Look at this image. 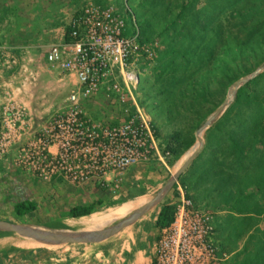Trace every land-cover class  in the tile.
Returning <instances> with one entry per match:
<instances>
[{
    "label": "rangeland",
    "instance_id": "1",
    "mask_svg": "<svg viewBox=\"0 0 264 264\" xmlns=\"http://www.w3.org/2000/svg\"><path fill=\"white\" fill-rule=\"evenodd\" d=\"M94 1L117 5L131 29L126 6L150 51L142 62L138 99L150 119L156 148L151 160L137 164L127 194L147 193V184L155 186L154 197L160 201L156 210L172 204L180 187L213 215L231 264H264V0H126L127 5L124 0ZM19 24L13 23L16 35L21 33ZM47 42L29 41L32 45L14 71L5 67L0 73V133L11 129L21 134L10 136L0 150V172L9 179L4 188L16 199L14 188L27 189L29 199L36 202L31 219L39 225L50 219V204L61 208L64 199L57 189L48 188L52 181H40L15 164L16 155L42 120L64 105L74 87L73 76L59 74L45 62ZM98 103L90 104V111L111 108L104 101ZM114 183L104 187L117 189ZM33 184L35 191L28 188ZM122 198L112 200L110 207L99 205L86 221L126 197ZM79 226L71 223L59 232L81 233L76 230ZM39 228L47 229L43 224ZM38 242L29 241L33 248H55L50 242ZM76 245L95 242L61 243L56 248Z\"/></svg>",
    "mask_w": 264,
    "mask_h": 264
},
{
    "label": "built area",
    "instance_id": "2",
    "mask_svg": "<svg viewBox=\"0 0 264 264\" xmlns=\"http://www.w3.org/2000/svg\"><path fill=\"white\" fill-rule=\"evenodd\" d=\"M124 11L131 29L117 5L85 1L45 52L49 67L75 83L64 105L18 149L15 164L38 180L109 186L106 174L113 172L116 187L130 167L152 159L154 135L138 99L141 66L150 51L134 16L126 6ZM100 101L111 108L90 111ZM4 132L1 151L10 140ZM152 264H231L213 215L180 187L171 220L159 227Z\"/></svg>",
    "mask_w": 264,
    "mask_h": 264
},
{
    "label": "crops",
    "instance_id": "3",
    "mask_svg": "<svg viewBox=\"0 0 264 264\" xmlns=\"http://www.w3.org/2000/svg\"><path fill=\"white\" fill-rule=\"evenodd\" d=\"M85 1L87 0H0V73L5 67L9 72L12 71L16 63H20L21 58L23 60L24 50L32 45L29 41H34L37 44L48 41L45 44L43 53L46 62L45 52L48 50L49 45L61 36V29L66 27L70 16ZM26 21H31V26H27ZM17 22L20 23L19 29L21 28L19 35L12 31L14 28L13 23ZM74 83L75 79L73 78V86ZM17 132L18 130H6L4 135L18 136L20 133ZM137 166V164L133 165L126 173L121 175V179L117 183V189L105 188L95 182L75 184L52 181L54 184L49 183L48 188L53 192L57 189V194L62 196L64 204L61 208H56L50 204L52 207H49L50 219L42 222V224L52 231H65L69 229L68 226L71 223L76 222L78 224L81 218L85 220L82 225L97 218L86 221V218L93 216L98 211L97 207L99 205L110 207L109 203L119 197H123L122 199L126 197L123 202H127L146 195V201L134 207L123 209L94 227L82 230V225H80L79 228L76 227V230L80 232L101 230L105 223L123 217L133 210H135L133 213L135 214L145 207L143 213L134 221L96 241L62 242L71 244L95 242V245L87 247L76 245L57 249V244L61 243L50 242L55 248L37 249L33 248L35 245L29 243L30 240H35L34 238L23 236L29 239L25 240L15 237L12 234L16 233L13 232L0 233V264H152L155 241L159 231L156 222L162 206L156 210L153 209L160 203L154 197L157 188L153 185L147 184V193L139 191L135 194L134 192L130 195L127 194L126 189L131 183L130 180L133 178ZM150 168L152 166L148 165L147 178L151 173ZM0 173V219L40 227L42 224L39 225L40 223L38 224L36 220L31 219L34 211L21 216L15 213L14 206L11 207L12 203L10 201H15L16 198L11 197L13 193L4 188L9 179L4 175L5 172ZM116 177L117 175L113 172L106 174L109 187L117 179ZM35 184L28 188L33 191L37 190ZM75 205H92L93 211L88 215L71 217L68 211ZM40 242L42 241L39 240L37 244Z\"/></svg>",
    "mask_w": 264,
    "mask_h": 264
},
{
    "label": "water",
    "instance_id": "4",
    "mask_svg": "<svg viewBox=\"0 0 264 264\" xmlns=\"http://www.w3.org/2000/svg\"><path fill=\"white\" fill-rule=\"evenodd\" d=\"M216 113L212 115L210 119H212L216 115ZM210 119H208L206 123H208ZM198 139L200 140V137H198ZM187 162L188 161H186V163H184V165H182V167L172 176V179L170 180V185H172L176 181V179L179 177L180 173L185 168ZM144 208H141L135 214L123 219L116 225H113L106 229L90 231V232L62 233V232L52 231V230L45 229V228H39L36 226L16 223V222H12L9 220H3V219H0V231L13 232L21 236L31 237L37 240L47 241L51 243L92 242V241L99 240L107 235H110L114 233L115 231H117L119 228L131 223L140 214L143 213Z\"/></svg>",
    "mask_w": 264,
    "mask_h": 264
},
{
    "label": "trees",
    "instance_id": "5",
    "mask_svg": "<svg viewBox=\"0 0 264 264\" xmlns=\"http://www.w3.org/2000/svg\"><path fill=\"white\" fill-rule=\"evenodd\" d=\"M14 189H15L14 190L15 194L18 196V198L14 201L15 213L21 216L23 214H26L28 212L35 210L36 202L34 200L29 199L30 197H29V192L27 191V189L25 187H22L20 189L19 188L18 189L14 188ZM92 211H93L92 205H87V206L75 205L69 209L68 214L71 217H78L82 215H88ZM171 214H172V204L162 206V208L160 209L158 218H157V222H156L157 226L162 227L164 225H167L169 221L171 220ZM0 233H10V232L0 231ZM216 234H217V227H216ZM219 244L221 245L220 241H219Z\"/></svg>",
    "mask_w": 264,
    "mask_h": 264
},
{
    "label": "bare ground",
    "instance_id": "6",
    "mask_svg": "<svg viewBox=\"0 0 264 264\" xmlns=\"http://www.w3.org/2000/svg\"><path fill=\"white\" fill-rule=\"evenodd\" d=\"M147 200V196H142L139 198H136L134 200L131 201H127V202H123L121 204L115 205L113 207H111L110 209L106 210L102 215L98 216L97 218L91 220L90 222H88L85 225H82L85 223V220L81 218V220L79 221V224L82 225L81 228L82 230H86L89 229L91 227H94L96 225H98L99 223L103 222L104 220H106L107 218H109L111 215L123 210V209H128L131 207H134L144 201Z\"/></svg>",
    "mask_w": 264,
    "mask_h": 264
}]
</instances>
